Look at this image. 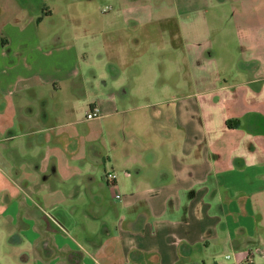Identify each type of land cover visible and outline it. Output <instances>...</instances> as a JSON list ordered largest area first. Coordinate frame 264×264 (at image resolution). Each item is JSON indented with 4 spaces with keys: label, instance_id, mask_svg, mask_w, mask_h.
Here are the masks:
<instances>
[{
    "label": "crops",
    "instance_id": "crops-1",
    "mask_svg": "<svg viewBox=\"0 0 264 264\" xmlns=\"http://www.w3.org/2000/svg\"><path fill=\"white\" fill-rule=\"evenodd\" d=\"M109 2L119 23L73 44L46 0H0V238L48 264H264V0Z\"/></svg>",
    "mask_w": 264,
    "mask_h": 264
},
{
    "label": "rangeland",
    "instance_id": "rangeland-1",
    "mask_svg": "<svg viewBox=\"0 0 264 264\" xmlns=\"http://www.w3.org/2000/svg\"><path fill=\"white\" fill-rule=\"evenodd\" d=\"M46 3L52 5L54 8L53 17L49 20L50 22H48L50 23L48 30L54 35L61 34L65 38H69L70 42L73 44L74 41L76 42V39L77 41L79 40L82 35L81 29L83 25H87V23H90L93 26L94 24H109L111 21H117L119 23L120 21V19H116V15L114 14L109 0H46ZM57 28H61V30L56 31ZM108 38V34L107 37L105 34L102 36L103 46H106L107 44V50L105 47L104 53H110ZM77 44H79V41ZM168 50L169 47H166L165 56H169V53L167 52ZM162 64L164 68L168 70V59ZM78 111L82 114L81 110ZM87 111L88 109H86L85 112ZM6 233V239L0 238V264L49 263L36 261V257L31 253V245L25 236L22 237L19 234V231L11 223H6ZM18 235H20V238L22 237V242L19 241ZM211 255L212 252L210 253L209 251L206 253H198L195 255V260L198 261V259L202 257L203 262L208 263L212 261V258L213 261L218 264H228L231 262V253H228L227 251H217L212 258Z\"/></svg>",
    "mask_w": 264,
    "mask_h": 264
},
{
    "label": "built area",
    "instance_id": "built-area-1",
    "mask_svg": "<svg viewBox=\"0 0 264 264\" xmlns=\"http://www.w3.org/2000/svg\"><path fill=\"white\" fill-rule=\"evenodd\" d=\"M99 117H100V112L98 109L94 107L89 108L85 115L86 120H94V119H98ZM115 179H116L115 173L109 172L105 174V180L107 181L109 185L110 184L112 185ZM116 198H119V196H116Z\"/></svg>",
    "mask_w": 264,
    "mask_h": 264
},
{
    "label": "trees",
    "instance_id": "trees-1",
    "mask_svg": "<svg viewBox=\"0 0 264 264\" xmlns=\"http://www.w3.org/2000/svg\"><path fill=\"white\" fill-rule=\"evenodd\" d=\"M91 108V107H90Z\"/></svg>",
    "mask_w": 264,
    "mask_h": 264
}]
</instances>
